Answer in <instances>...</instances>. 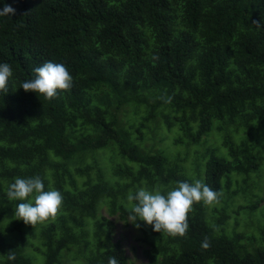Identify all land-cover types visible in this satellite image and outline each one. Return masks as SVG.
<instances>
[{
    "label": "trees",
    "instance_id": "obj_1",
    "mask_svg": "<svg viewBox=\"0 0 264 264\" xmlns=\"http://www.w3.org/2000/svg\"><path fill=\"white\" fill-rule=\"evenodd\" d=\"M5 4L16 13L0 16V63L13 70L0 92V264H134L113 238L116 214L139 230L144 264H264V226L254 245L223 226L228 208L260 201L234 209L228 196L234 177L263 178L264 0H0V11ZM48 60L73 76L51 100L21 88ZM127 110L130 120L117 116ZM162 129L180 133L184 153L204 144L195 179L228 193L210 217L194 204L186 237L129 220L130 192L195 180L178 152L143 145ZM34 175L64 200L55 220L32 226L15 217L22 201L6 189Z\"/></svg>",
    "mask_w": 264,
    "mask_h": 264
},
{
    "label": "clouds",
    "instance_id": "obj_2",
    "mask_svg": "<svg viewBox=\"0 0 264 264\" xmlns=\"http://www.w3.org/2000/svg\"><path fill=\"white\" fill-rule=\"evenodd\" d=\"M16 9L5 4L0 16L15 15ZM260 27L259 21H252ZM22 25H18L20 27ZM158 57L153 56V60ZM34 76L25 80L21 88L25 91H32L43 94L45 99H54L59 91H67L73 86V76L63 63H56L51 60L45 61L41 66L33 69ZM13 75L9 63H0V92H8V81ZM165 103H170L171 96L160 97ZM223 193L213 190L201 179L192 182L177 181L166 192L159 187L149 189L139 187L135 193H129L130 221L142 220L150 225L153 231L164 232L172 237H186L189 229V213L194 210V204L202 202L204 205L213 206L220 203ZM6 196L9 201H22L15 206L14 215L17 219L23 220L25 224L35 226L38 223H45L55 220L58 210L61 209L64 196L61 191L49 187L45 190L43 180L39 175L29 177H16L8 184ZM211 246L208 237L201 242V247L207 249ZM8 260H14L15 254H9ZM107 264H119V261L110 256Z\"/></svg>",
    "mask_w": 264,
    "mask_h": 264
},
{
    "label": "rangeland",
    "instance_id": "obj_3",
    "mask_svg": "<svg viewBox=\"0 0 264 264\" xmlns=\"http://www.w3.org/2000/svg\"><path fill=\"white\" fill-rule=\"evenodd\" d=\"M127 115H123V113H119L117 116L123 118L124 121L130 120L127 119V116H130L129 110L126 111ZM162 133L156 137H153L151 133L146 134L145 141L143 145L152 149H166L170 155L176 154L177 152L180 154L179 163L183 166L184 171L186 169L187 175H190L192 178H196V175L199 174L200 171L197 170L196 167L201 164L196 165V162L199 160L197 157L198 154H201L203 150L204 144L201 146L197 144H189L188 152L184 153L185 145L176 144L174 142V138L180 136L177 130H161ZM181 151V152H180ZM204 151V150H203ZM204 164L202 163V166ZM185 172V173H186ZM201 173V172H200ZM262 174L263 178L261 182L256 183L254 185V181H256V175L251 173L250 178L245 182L242 181V177H234L230 184V190H233L234 194L228 196L230 200L233 202L234 209L238 208L239 205L248 204L251 201H255L257 197H260V201L258 206L254 210H247L245 207L239 208V211L235 212L232 208H228V211L231 213L227 222L223 224L224 229L227 231H233L234 233H247L254 235L256 238L252 242L253 245L258 241L261 234L259 233V227L264 226V164L262 165ZM243 185L247 186V192H243L241 188ZM228 193H224L220 198L218 206H221L224 203V200L227 199ZM208 206V205H207ZM210 209L211 215V206H208ZM232 209V211H231ZM209 213V211L207 212ZM111 220H114L115 227L113 229V238L114 240L119 239L121 241L122 246L126 249V253L129 258L134 262V264H144L146 262V258L143 256L141 249L146 245L145 241L140 239L139 230L132 225L131 223L126 224L124 220L118 217V215L110 216ZM130 220V218H129ZM232 233V232H230ZM38 241L37 238L32 239V241ZM29 249H32L29 246ZM73 264H83L82 259H77Z\"/></svg>",
    "mask_w": 264,
    "mask_h": 264
}]
</instances>
